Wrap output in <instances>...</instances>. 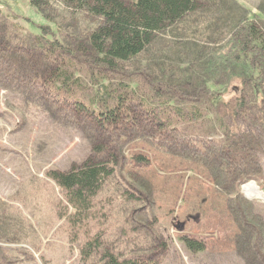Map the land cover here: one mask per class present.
<instances>
[{
  "label": "rangeland",
  "instance_id": "374dc122",
  "mask_svg": "<svg viewBox=\"0 0 264 264\" xmlns=\"http://www.w3.org/2000/svg\"><path fill=\"white\" fill-rule=\"evenodd\" d=\"M195 2L182 21L158 32L125 63V80L146 77L147 82L184 69L205 74L240 25L253 22L264 34V0ZM45 13L57 23L50 27L58 26L59 40L83 39L101 23L59 3L50 4ZM44 24L28 0H0V264H80L81 242L71 240L64 197L45 173L82 162L93 135L119 159L97 195L101 220L87 226L90 234L101 230L103 241L116 253L146 256L155 264H264V122L253 125L249 116L243 121L256 133L247 142L253 157L238 170L250 165L256 179L228 190L221 166L226 160H211L226 136L211 123L185 129L191 144L204 149L195 154L148 144L134 137L133 127L132 135L127 132L129 123L117 131L119 136L108 130L94 134L89 128L93 122L66 100L60 102V95L53 100L32 80H16L5 69L14 66L17 57L34 54L33 36ZM112 78L117 87L121 80L116 74ZM81 85L79 99L86 101V79ZM141 85L143 92L146 83ZM260 104L264 117V96ZM130 107L133 116L144 117L140 105ZM137 123L147 127L143 120ZM138 156L143 160H136ZM247 183H254L261 196L248 197L242 189ZM126 189L140 192L138 199L125 200L121 191ZM180 237L203 241L205 248L191 252Z\"/></svg>",
  "mask_w": 264,
  "mask_h": 264
},
{
  "label": "trees",
  "instance_id": "16d2710c",
  "mask_svg": "<svg viewBox=\"0 0 264 264\" xmlns=\"http://www.w3.org/2000/svg\"><path fill=\"white\" fill-rule=\"evenodd\" d=\"M28 3L48 24L39 26V33L33 36L34 54L29 52L23 59L19 56L14 66L5 67L11 70L9 77L32 80L33 85L47 90L53 100L60 95V102L66 100L93 122L89 128L94 134L108 130L119 136L117 131L127 129L129 123L128 133L132 135L134 131V137L148 144L154 142L168 152L187 149L193 154L204 153L203 148L191 144L185 129L211 123L214 130L226 136L212 153L217 157L211 160L219 157L226 160L221 166L228 179L227 190L256 179L255 168L250 165L238 170L241 162L253 157L247 142L256 133L250 124L243 123L244 118L251 117L253 125L264 122L260 113L264 96V34L253 22L240 25L229 47L213 60L205 74L184 69L179 73H162L144 82L146 77L125 80V63L139 55L158 32L192 12L195 0H28ZM53 3L71 12L97 17L101 23L83 39L59 40L58 26L50 27L57 23L45 13ZM113 74L121 80L117 87L111 82ZM219 74L227 80L222 82ZM82 79H86V101L79 99L84 92ZM141 83H146L143 92ZM132 104L141 106L144 117L132 115ZM142 120L145 129L136 126ZM132 127L135 130H130ZM98 140L93 135L90 153L82 162L67 170L52 169L45 173L64 197L71 240L81 242L80 264H155L146 256L116 253L103 241L101 230L90 234L87 228L101 220L96 198L119 159L108 144L102 145ZM135 159L142 161L143 157ZM138 194L135 190L121 191L125 200L138 199ZM179 239L191 252L205 248L203 241Z\"/></svg>",
  "mask_w": 264,
  "mask_h": 264
},
{
  "label": "bare ground",
  "instance_id": "6f19581e",
  "mask_svg": "<svg viewBox=\"0 0 264 264\" xmlns=\"http://www.w3.org/2000/svg\"><path fill=\"white\" fill-rule=\"evenodd\" d=\"M242 189L248 197H252V196L260 197L261 196V192L258 191L254 183H247L242 187Z\"/></svg>",
  "mask_w": 264,
  "mask_h": 264
}]
</instances>
